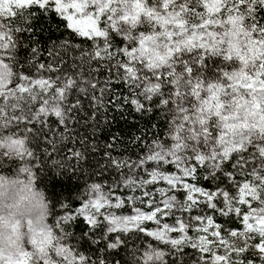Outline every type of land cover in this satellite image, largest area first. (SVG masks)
Returning a JSON list of instances; mask_svg holds the SVG:
<instances>
[{
  "label": "snow or ice",
  "instance_id": "snow-or-ice-1",
  "mask_svg": "<svg viewBox=\"0 0 264 264\" xmlns=\"http://www.w3.org/2000/svg\"><path fill=\"white\" fill-rule=\"evenodd\" d=\"M9 184L0 264H264V0H0Z\"/></svg>",
  "mask_w": 264,
  "mask_h": 264
},
{
  "label": "clouds",
  "instance_id": "clouds-1",
  "mask_svg": "<svg viewBox=\"0 0 264 264\" xmlns=\"http://www.w3.org/2000/svg\"><path fill=\"white\" fill-rule=\"evenodd\" d=\"M13 177L9 175V179ZM3 194L0 195V214H2L10 222L15 219H23L29 213L35 215L38 208L35 206V201L26 189L21 191L20 185H6L2 190ZM26 197V199H21ZM10 213H15L14 217H10ZM5 236L8 234L7 225H2ZM7 242V241H5Z\"/></svg>",
  "mask_w": 264,
  "mask_h": 264
},
{
  "label": "trees",
  "instance_id": "trees-1",
  "mask_svg": "<svg viewBox=\"0 0 264 264\" xmlns=\"http://www.w3.org/2000/svg\"><path fill=\"white\" fill-rule=\"evenodd\" d=\"M52 23H53V24H60L61 22H60L59 20H57L55 17H53V19H52ZM44 27H45V31L47 32V34H48L49 36L52 37V39H56L57 37H59V36L62 35V33H60V32H58V31L52 29V28H51V25H49V24H45ZM48 163H50V161H49ZM6 168H7V165H6ZM45 170H46V169L42 168V169H41V172H43V171H45ZM43 175H45V174H42V176H43ZM62 179L65 181L64 185H58L57 188H58L59 191H60L61 193H63L64 195H68V194H70L71 192H73V190H74L75 188H79V187H80V184H76V183H75V178H71V179H69L68 177H63ZM82 182H83V177L81 178V182H80V183L82 184ZM39 187H40L42 190H44V191H45V192L51 197L52 189H50V186L48 185V182H47L46 179L40 181V183H39ZM73 231L76 233V236L78 237L79 234H80V229H73ZM73 242H75V241H73ZM121 255L124 257L125 260L128 259L126 253H121Z\"/></svg>",
  "mask_w": 264,
  "mask_h": 264
}]
</instances>
